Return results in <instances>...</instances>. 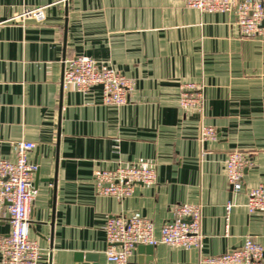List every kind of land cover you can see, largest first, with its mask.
<instances>
[{
	"label": "crops",
	"instance_id": "0c3cea01",
	"mask_svg": "<svg viewBox=\"0 0 264 264\" xmlns=\"http://www.w3.org/2000/svg\"><path fill=\"white\" fill-rule=\"evenodd\" d=\"M78 55L130 79L128 103L64 88V62ZM187 83L203 87L202 115L180 108ZM204 126L215 140L201 139ZM18 141L36 144L30 238L43 251L39 264H108L111 217L140 214L159 237L183 204L202 206L201 249L160 244L152 254L136 249L133 263L199 264L248 237L264 248V215L246 208L247 191L264 185V36L243 38L234 13H202L184 0H0V159L15 161ZM233 150L252 161L239 193L226 175ZM137 163L156 167L155 185H136L124 200L96 193V170ZM9 232L0 218V238Z\"/></svg>",
	"mask_w": 264,
	"mask_h": 264
},
{
	"label": "built area",
	"instance_id": "2783aa9c",
	"mask_svg": "<svg viewBox=\"0 0 264 264\" xmlns=\"http://www.w3.org/2000/svg\"><path fill=\"white\" fill-rule=\"evenodd\" d=\"M186 6L202 13H234L241 36L253 39L264 36V0H184ZM36 20L44 19L43 9L29 13ZM63 86H75L80 92L102 87L106 105L121 107L128 103L133 82L111 65L91 57L78 55L65 60ZM180 108L189 114L203 113V87L194 83L180 88ZM212 127L201 128V139L215 140ZM36 144L18 141L13 144L16 160L0 159V218L10 225L8 235L0 238L1 264H39L43 251L30 238V209L37 196L34 177L39 167L29 155ZM252 165L249 155L233 150L225 161L229 186L234 193L244 189L245 170ZM96 193L119 200L130 198L136 185L146 187L157 183L156 167L149 163L118 165L115 169L96 170L93 175ZM233 204L227 205L228 222ZM246 208L250 213L264 215V185L247 191ZM202 206L176 205L172 218L165 222L159 237L152 220L133 214L111 217L104 228L108 243L105 256L108 264H135L132 257L137 246H158L200 250ZM229 229V224H227ZM199 264H264V248L248 237L244 245L221 256L201 257Z\"/></svg>",
	"mask_w": 264,
	"mask_h": 264
},
{
	"label": "water",
	"instance_id": "95a60500",
	"mask_svg": "<svg viewBox=\"0 0 264 264\" xmlns=\"http://www.w3.org/2000/svg\"><path fill=\"white\" fill-rule=\"evenodd\" d=\"M98 89H102V87H97ZM38 173V172H37ZM137 249H138V252L139 254H143L145 252H147L148 254H152V252L154 251L155 247L154 246H143V245H139L137 246ZM86 259V260H96L97 259V256H94V255H82V254H79L77 256V259L79 260H83Z\"/></svg>",
	"mask_w": 264,
	"mask_h": 264
}]
</instances>
